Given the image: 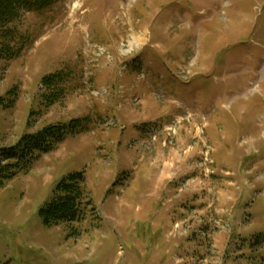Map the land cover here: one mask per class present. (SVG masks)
Masks as SVG:
<instances>
[{
	"label": "rangeland",
	"instance_id": "1",
	"mask_svg": "<svg viewBox=\"0 0 264 264\" xmlns=\"http://www.w3.org/2000/svg\"><path fill=\"white\" fill-rule=\"evenodd\" d=\"M20 34L0 165L27 133L89 122L0 175V264H264V0H59ZM78 174L83 218L47 226Z\"/></svg>",
	"mask_w": 264,
	"mask_h": 264
},
{
	"label": "trees",
	"instance_id": "2",
	"mask_svg": "<svg viewBox=\"0 0 264 264\" xmlns=\"http://www.w3.org/2000/svg\"><path fill=\"white\" fill-rule=\"evenodd\" d=\"M59 0H0V57L8 55L17 57L23 51L20 44L23 41L20 34V24L26 15L35 11L50 8ZM19 46L14 50V46ZM21 45V46H20ZM66 75L62 72L47 75L42 84L46 88L45 97L48 105L57 103L65 96ZM88 119H75L69 125L57 124L44 127L35 133H27L13 148L8 149L4 156V164L0 165V175L16 165L33 164L39 156L48 154L64 141L68 134L77 135L88 130ZM2 154V155H3ZM83 175H69L64 178L56 188L52 201L40 211L44 224L56 226L61 223H75L83 218L84 212L90 202L86 201Z\"/></svg>",
	"mask_w": 264,
	"mask_h": 264
}]
</instances>
